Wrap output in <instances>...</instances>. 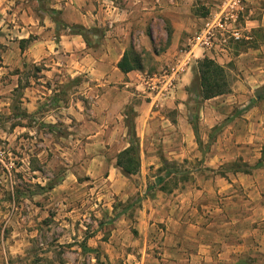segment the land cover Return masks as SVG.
I'll list each match as a JSON object with an SVG mask.
<instances>
[{
  "label": "rangeland",
  "instance_id": "374dc122",
  "mask_svg": "<svg viewBox=\"0 0 264 264\" xmlns=\"http://www.w3.org/2000/svg\"><path fill=\"white\" fill-rule=\"evenodd\" d=\"M254 1L0 0V264H264V164L233 172L264 160V134L254 142L250 135L253 117L264 114V85L244 92L240 82L246 78L236 61L256 45L247 28L257 15L253 8L261 6ZM68 8L71 14L101 10L102 22L66 23ZM201 17L234 23L242 38H228L223 50L217 30L219 45L208 52L225 66L231 83V91L216 100L221 112L208 130L200 125L194 63L187 101L191 120L198 118L197 156H177L161 146L142 152L137 116L148 107L162 109L165 100L151 95L138 75L128 85H92L56 64L60 34L82 25L88 41L78 35L87 47L98 50L111 35L122 36L127 50L142 59L140 72L161 73L181 63L179 52L205 26ZM173 19L189 26L176 54ZM48 30L54 50L43 58L41 39ZM25 36L30 40L21 48ZM256 36L264 42V28ZM161 120L149 133L171 128ZM131 125L141 168L126 175L117 155L134 140Z\"/></svg>",
  "mask_w": 264,
  "mask_h": 264
},
{
  "label": "crops",
  "instance_id": "0c3cea01",
  "mask_svg": "<svg viewBox=\"0 0 264 264\" xmlns=\"http://www.w3.org/2000/svg\"><path fill=\"white\" fill-rule=\"evenodd\" d=\"M254 2L261 6L258 9L257 5H255L253 8L257 15L249 18L247 28H249L250 33H252L249 37L253 40L251 42L256 45L250 47L248 51L241 52L236 58L237 64L239 65L243 76L246 78L240 82L243 87L242 90H244V92L249 91L250 93L264 85V42L258 41L256 36V30L261 27L264 28V0H255ZM68 7L70 8V6ZM69 8L66 10L63 17L66 23L75 22L91 27L96 26L99 23L101 24L102 22L103 12L101 10L94 9L88 11L87 9L81 10L77 8L76 11L71 14V9ZM86 12L89 15H87ZM105 14L107 15V18L112 17L111 10L107 9ZM199 19L202 22L208 21L206 17H201ZM129 23L125 22V25L129 26ZM110 25L112 26V23ZM173 29H175V34L172 40L173 46H171V52H175L176 54L178 53L176 48L181 42L183 30L189 29V26L185 27L180 22H177L176 20L174 21L173 19ZM48 31L49 34L41 39L43 58L45 56H50L51 52H53L52 50H54V48L49 45L51 39H53L51 36L52 30ZM27 38L28 37L26 36L23 37V39ZM129 45L130 44L126 41V38L122 36L117 38L115 34L111 35L100 49L95 50L91 47H87L86 43H83L80 35L71 33L70 31L63 32L59 36L58 49L55 51L58 53L56 64L60 71L68 72L72 77L76 75H84L85 77H88L89 83L93 82L92 85H94V82H100V86H106L107 84L110 86L112 83L123 81L128 85L130 83L129 80L140 72V70H133L125 74L118 68V62L121 60ZM180 53L182 72L172 95L163 102L162 109L151 111V107H148L144 113L137 116L139 118V123L142 124L141 128L143 132L142 134H139V136H141L143 144V153L144 149L150 148V150L156 151L161 146L162 150L165 148V151L167 150L169 153H174L177 156L182 155V153H193L195 156L198 155V151H196L198 144L197 135L195 134L191 123L192 105L187 101L188 88L193 85L196 78L194 63H198L205 54L211 58L216 57L214 54L206 53L202 47H199L196 44H193L185 50H181L179 54ZM247 83L250 87L246 86ZM96 86H98V84ZM221 96L222 95L202 102L200 125L203 129L208 130L214 126L212 121L216 122L218 114L221 112V107L216 100ZM257 99L259 100L260 98ZM165 109L175 112V117L170 119L164 112ZM260 113L261 111L256 112L257 115ZM160 119H165V121L169 122L171 128L167 129L165 134L149 133L151 127L156 122H160ZM253 119V124L256 126V130H253L250 134L251 140H253L251 142L257 140L259 132L264 134V114L261 116H255ZM170 141H172V145L168 146L166 142ZM144 145L146 146L144 147ZM178 207L179 206L177 205L175 209H178ZM175 209L172 207L169 211L173 212ZM181 210L182 209H180V211Z\"/></svg>",
  "mask_w": 264,
  "mask_h": 264
},
{
  "label": "trees",
  "instance_id": "16d2710c",
  "mask_svg": "<svg viewBox=\"0 0 264 264\" xmlns=\"http://www.w3.org/2000/svg\"><path fill=\"white\" fill-rule=\"evenodd\" d=\"M78 27L75 34H81L84 36V27L82 25H75ZM150 35V34H149ZM85 40L87 38L84 36ZM29 39H23L21 41V48H24L25 42ZM198 90L196 96L202 100L211 99L220 95L227 94L231 91V83L228 77L227 70L225 66L218 63L215 59L205 56L202 60L198 62ZM118 68L125 74L133 70H143L144 65L142 64V59L135 49L127 50L123 54L121 60L118 62ZM262 99L263 97H258ZM196 120H191L195 134L197 135V142L202 143L199 131L198 118L194 117ZM130 134L133 139L128 147L120 151L117 155V165L123 170L126 175H135L140 171L141 168V156H140V144L139 137L135 131L134 125L130 127ZM264 160L261 158L255 165H246L248 169H233V172H245L250 173L253 169H258L262 167ZM238 163L233 164V166H238ZM239 167V166H238ZM178 171L168 170L167 173H175ZM161 180V179H159Z\"/></svg>",
  "mask_w": 264,
  "mask_h": 264
},
{
  "label": "built area",
  "instance_id": "2783aa9c",
  "mask_svg": "<svg viewBox=\"0 0 264 264\" xmlns=\"http://www.w3.org/2000/svg\"><path fill=\"white\" fill-rule=\"evenodd\" d=\"M217 30H220V33L223 36L221 43V45H223L221 46L223 50L226 49L228 38H232L233 40H240L242 38L241 30L237 28L234 23L222 21V18H220L214 22L206 21L205 26L194 37V44L202 47L207 53L212 52V50L219 45L215 41L217 39ZM181 66L182 63L153 75L143 72H139L137 75L142 83L148 87L151 95L166 100L172 95L176 88L179 76L182 72Z\"/></svg>",
  "mask_w": 264,
  "mask_h": 264
}]
</instances>
